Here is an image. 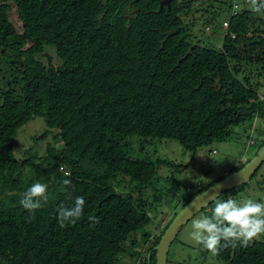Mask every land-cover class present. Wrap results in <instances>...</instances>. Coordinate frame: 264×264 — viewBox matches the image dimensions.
Instances as JSON below:
<instances>
[{"label": "trees", "instance_id": "obj_1", "mask_svg": "<svg viewBox=\"0 0 264 264\" xmlns=\"http://www.w3.org/2000/svg\"><path fill=\"white\" fill-rule=\"evenodd\" d=\"M160 1L0 0V264H120L126 252L147 264L149 251L156 264L155 246L177 212L160 233L162 219L144 233V252L132 234L154 224L150 213L166 197L159 169L169 161L132 155L129 138H174L195 155L264 116V14L250 0ZM215 6L231 11L217 48L188 32L190 15L211 10L213 18ZM46 45L56 65L36 57ZM37 115L59 130L61 145L16 158L17 132ZM243 165L190 188L177 206ZM36 182L48 185L49 200L29 212L20 200ZM77 196L83 216L61 227L59 210ZM216 257L264 264V238L228 243Z\"/></svg>", "mask_w": 264, "mask_h": 264}, {"label": "rangeland", "instance_id": "obj_2", "mask_svg": "<svg viewBox=\"0 0 264 264\" xmlns=\"http://www.w3.org/2000/svg\"><path fill=\"white\" fill-rule=\"evenodd\" d=\"M233 2L239 3L241 7L247 5L246 0H234ZM213 12H219V8L215 6ZM230 12L225 7L212 18L211 10L209 12L198 11L189 17L195 22L190 25L188 32L198 35V38L200 37L204 41L203 43L209 47L217 48L222 43L226 33ZM190 19L186 23H189ZM207 26H209L208 29ZM36 57L46 65H56L59 61L55 48L50 45H46L44 51ZM260 81L263 84L259 88V94L264 107V76L260 77ZM232 133V137L228 140L213 141L198 148L195 155L174 138L152 139L137 135L129 138L132 155L147 156L152 159L161 158L169 161V164L162 165L159 169L158 187H156L166 197L150 213L154 224H148L132 234V237L138 241L136 251L144 252L145 250L146 242L143 239L145 232L148 233L151 227L155 229L162 219L157 231L160 233L164 228L162 224L173 218L175 211L178 212L181 209L180 206H177L176 200L179 202L183 193L196 187V185L208 184L211 180L219 178L225 170L230 171L240 163L245 164L254 156L258 150V145L264 141V116L256 115L253 119L234 126ZM61 142L59 130L49 128L45 117L37 115L19 128L15 139V156L16 158H24L25 155L26 157L35 154L44 155L48 145L59 147ZM26 172L28 173V169ZM175 180L178 185L173 182ZM231 190L223 193L218 201L200 211L182 228L170 248L168 264H221L216 255L211 254L192 238L193 221L208 216L217 202L228 198L237 201L252 199L264 203V162L249 182L236 188L235 195L231 193ZM145 192L147 196H150L152 189L149 191L147 189ZM230 194L233 196L231 197ZM136 259L137 257L126 252L120 255V264H134Z\"/></svg>", "mask_w": 264, "mask_h": 264}, {"label": "clouds", "instance_id": "obj_3", "mask_svg": "<svg viewBox=\"0 0 264 264\" xmlns=\"http://www.w3.org/2000/svg\"><path fill=\"white\" fill-rule=\"evenodd\" d=\"M250 4L254 12L264 14V0H250ZM237 8L234 4L233 13L237 12ZM65 176H70V173H65ZM71 183L70 179L63 180L65 186ZM47 189V184L33 183L23 193L20 204L29 212L40 209L49 200ZM85 203L82 196H77L73 206L60 209L57 217L60 226L65 227L80 220ZM192 228V238L213 255H218L221 247L228 246V243L240 242L246 246L254 239L264 237V203L232 198L219 201L212 214L194 220Z\"/></svg>", "mask_w": 264, "mask_h": 264}, {"label": "water", "instance_id": "obj_4", "mask_svg": "<svg viewBox=\"0 0 264 264\" xmlns=\"http://www.w3.org/2000/svg\"><path fill=\"white\" fill-rule=\"evenodd\" d=\"M169 3L170 0H161V8H163L164 5H169ZM263 162L264 141L254 156L250 158L243 167L227 174L215 184L208 186L206 189L192 197V199L176 213L162 235L159 243L155 246L156 264H168V254L172 243L190 219L209 206L210 203L217 199V197H220L224 192L249 182ZM152 252L153 251L148 252L147 264H151Z\"/></svg>", "mask_w": 264, "mask_h": 264}, {"label": "built area", "instance_id": "obj_5", "mask_svg": "<svg viewBox=\"0 0 264 264\" xmlns=\"http://www.w3.org/2000/svg\"><path fill=\"white\" fill-rule=\"evenodd\" d=\"M238 7V5L237 4H235V8H237Z\"/></svg>", "mask_w": 264, "mask_h": 264}]
</instances>
